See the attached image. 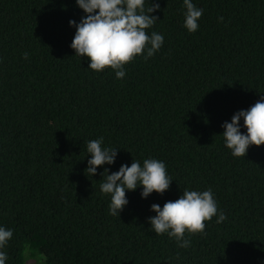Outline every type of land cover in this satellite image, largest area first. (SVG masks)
<instances>
[{"label":"trees","instance_id":"1","mask_svg":"<svg viewBox=\"0 0 264 264\" xmlns=\"http://www.w3.org/2000/svg\"><path fill=\"white\" fill-rule=\"evenodd\" d=\"M158 2L159 21L146 31L163 35L161 49L117 79L75 56L69 22L86 15L76 0H0L6 264L32 262L33 252L45 264H264V145L234 157L222 136L225 121L264 95V0H192L203 9L195 33L184 27L183 0ZM100 137L118 156L88 177L86 145ZM134 159L163 161L170 189L147 198L142 186L128 191L112 216L102 174ZM209 188L227 219L186 233L189 247L151 229L152 204Z\"/></svg>","mask_w":264,"mask_h":264},{"label":"clouds","instance_id":"2","mask_svg":"<svg viewBox=\"0 0 264 264\" xmlns=\"http://www.w3.org/2000/svg\"><path fill=\"white\" fill-rule=\"evenodd\" d=\"M78 6L85 12L79 24L75 20L69 23L76 28L71 48L76 55L90 59L89 68L95 72H103L110 68L117 79L126 75L125 66L138 56L145 61L158 52L163 43V35L146 30L152 28L158 16L151 15L160 9L158 0H76ZM186 8L184 27L189 33H195L202 17L203 9L197 8L192 0H183ZM223 17L219 20L223 22ZM28 58V54H24ZM241 119L247 133L241 131ZM222 136L225 145L234 157H245L250 146L264 145V95L247 110L235 113L231 122L222 125ZM104 138L87 142V152L91 159L87 161L85 174L94 177L97 169L103 165H113L118 156V150L102 147ZM105 174H107L105 176ZM100 190L110 195L109 214L120 216L129 203L126 192L143 188V198L152 193L163 195L170 189L172 178L167 174L166 165L157 159H144L143 165L133 160L131 166L121 165L117 172L109 174L105 169ZM151 210L156 213L149 218L151 229L157 235L167 234L177 241L178 247L187 248L191 240L188 235L205 234L206 221H211L218 215L217 223L224 222L227 217L220 211L212 190L198 192L183 190V195L175 201H167L163 208L152 204ZM13 238V230L0 227V264H6L8 253L3 249Z\"/></svg>","mask_w":264,"mask_h":264},{"label":"rangeland","instance_id":"3","mask_svg":"<svg viewBox=\"0 0 264 264\" xmlns=\"http://www.w3.org/2000/svg\"><path fill=\"white\" fill-rule=\"evenodd\" d=\"M32 253V252H31ZM34 256L32 257V262H29L28 256L30 253L28 251L25 252V260L28 258V263L27 264H45L41 254L39 252H33L32 253Z\"/></svg>","mask_w":264,"mask_h":264}]
</instances>
